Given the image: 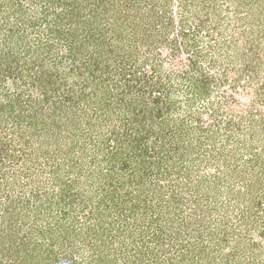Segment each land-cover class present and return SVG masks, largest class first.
I'll list each match as a JSON object with an SVG mask.
<instances>
[{"label": "rangeland", "instance_id": "1", "mask_svg": "<svg viewBox=\"0 0 264 264\" xmlns=\"http://www.w3.org/2000/svg\"><path fill=\"white\" fill-rule=\"evenodd\" d=\"M0 264H264V0H0Z\"/></svg>", "mask_w": 264, "mask_h": 264}, {"label": "trees", "instance_id": "2", "mask_svg": "<svg viewBox=\"0 0 264 264\" xmlns=\"http://www.w3.org/2000/svg\"><path fill=\"white\" fill-rule=\"evenodd\" d=\"M15 125H17V123H15ZM25 154H26V152H25ZM27 155V154H26ZM29 155V154H28ZM67 230V229H66ZM46 232V231H45ZM65 233L64 232H61V236H63V239H64V237H65V235H64ZM41 237L42 238H45V235H44V232L43 233H41L40 235H39V233L36 235H34L33 236V239L30 241V243H31V245H34V249H36L37 247H41L42 245H44L43 243V240L41 239ZM62 239V240H63ZM65 242V241H64ZM49 245H50V243H49ZM25 260H26V258H25Z\"/></svg>", "mask_w": 264, "mask_h": 264}]
</instances>
